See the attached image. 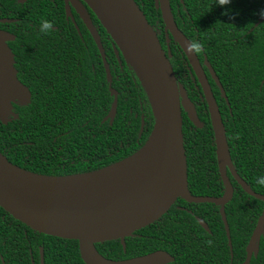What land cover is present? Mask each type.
Returning a JSON list of instances; mask_svg holds the SVG:
<instances>
[{
  "label": "trees",
  "instance_id": "1",
  "mask_svg": "<svg viewBox=\"0 0 264 264\" xmlns=\"http://www.w3.org/2000/svg\"><path fill=\"white\" fill-rule=\"evenodd\" d=\"M135 1L152 26L164 28L155 0ZM170 4L179 27L204 47L205 21L216 29L207 50L230 102L228 108L211 81L220 107L221 102L225 107L222 116L231 159L252 190L264 195V185L256 182L264 177V20L250 33L258 34L252 45L239 48L232 41L234 57L228 68L221 66L218 56L221 36L239 40L248 32L238 33L236 28L251 29L264 17V0H232L224 7L217 0H170ZM63 12L62 0L51 4L47 0H0V19H12L1 22L0 28L15 34L9 45L15 53L18 78L32 94L29 104H14L7 124L0 120V151L20 168L49 177L95 172L128 158L148 141L156 120L139 75L120 52L117 56L111 47L114 41L92 13L103 36L112 87L118 92L117 115L113 123L106 119L114 96L99 49L83 25L79 35L74 25L65 21ZM189 14L198 27L194 36L188 30ZM43 20L56 29L41 33ZM171 47L170 61L178 84L203 124L202 128L195 126L183 111L189 189L195 196L221 197L226 187L218 169L208 106L185 54L175 41ZM142 121L145 127L141 132ZM232 183L234 197L225 209L232 249L221 206L188 203L182 198L155 223L126 238L125 250L120 240L95 246L101 255L115 261L165 251L173 258L168 264H242L264 213V201L248 195L233 178ZM197 218L205 221L209 231ZM41 249L44 264H86L78 241L35 232L0 207V264H41ZM250 264H264V234L259 254Z\"/></svg>",
  "mask_w": 264,
  "mask_h": 264
},
{
  "label": "water",
  "instance_id": "2",
  "mask_svg": "<svg viewBox=\"0 0 264 264\" xmlns=\"http://www.w3.org/2000/svg\"><path fill=\"white\" fill-rule=\"evenodd\" d=\"M23 1L20 0V2ZM82 1L113 39L117 56L120 52L132 64L152 103L156 120L151 135L159 125V160L154 182L141 197L128 206H119L110 211L105 208L92 209L85 204L64 199L49 185L39 180L41 178L65 177H49L29 172L10 162L0 151V207L35 232L78 241L81 247V256L86 264H168L173 261V258L165 251H156L140 257L115 261L101 255L95 245L120 240L125 250L126 238L155 223L180 198L194 204L212 203L221 206L222 221L225 225L229 246L232 249L225 209L234 197L235 188L228 171L248 195L262 201H264V195L252 190L233 165L225 124L211 84L198 56L195 53L187 52V46L191 41L179 29L172 13L170 0H155V6L161 12L168 37L171 34L183 50L202 88L214 132L219 173L226 187V192L221 197L195 196L189 189L183 111L187 113L188 118L195 126L202 128L203 124L193 102L188 98L184 89L179 86L172 63L164 51L157 33L137 2L135 0ZM65 2L68 15H72L70 2L80 14L104 61L107 80L111 94L114 96L111 110L106 119L109 118L113 123L118 109V92L112 87V74L101 38L83 3L80 0H65ZM1 22L9 23L12 20L0 19ZM14 40L13 34L0 29V120L4 124L8 123V116L13 114L14 104L26 105L31 102L32 98L29 88L18 78L15 55L8 45L9 41ZM206 64L225 95L224 88L214 69L208 62ZM144 127L145 124L142 121L141 132ZM145 145L133 155L140 152ZM198 221L203 228L209 231L205 221L201 218H198ZM263 234L264 213L252 233L246 248V260L242 264H250L252 258L258 256ZM3 264L5 263L3 262ZM41 264H44L43 249H41Z\"/></svg>",
  "mask_w": 264,
  "mask_h": 264
},
{
  "label": "bare ground",
  "instance_id": "3",
  "mask_svg": "<svg viewBox=\"0 0 264 264\" xmlns=\"http://www.w3.org/2000/svg\"><path fill=\"white\" fill-rule=\"evenodd\" d=\"M159 160V125L148 143L127 160L98 172L65 177L41 178L57 194L92 209L113 210L128 206L153 184Z\"/></svg>",
  "mask_w": 264,
  "mask_h": 264
},
{
  "label": "flooded vegetation",
  "instance_id": "4",
  "mask_svg": "<svg viewBox=\"0 0 264 264\" xmlns=\"http://www.w3.org/2000/svg\"><path fill=\"white\" fill-rule=\"evenodd\" d=\"M26 0H24L23 2H25ZM50 4L51 3H55L56 2V0H47ZM63 1V9H64V17H65V21L68 23V22H71L73 25H74V27H75V29L78 31V34L79 35H82V27H81V25H83V27L85 28V30L90 34V36H91V38L94 40V38H93V36H92V34H91V32L89 31V29H88V27L86 26V24L84 23V21H83V19L81 18V16H80V14L77 12V10H76V8L73 6V4H72V2H70V6H71V13H72V15H68V13H67V8H66V2H65V0H62ZM82 3H83V5L85 6V8H86V10H87V12H88V14H89V17L91 18V21L93 22V24H94V26H95V28H96V30H97V32H98V34H99V36H100V38H101V42H102V39H103V36L102 35H100V32H99V30L97 29V27H96V25H95V20H94V18L92 17V11L88 8V6L82 1V0H80ZM172 13H173V11H172ZM62 14V13H61ZM173 16H174V19H175V21H176V23H177V18L175 17V15H174V13H173ZM62 17V16H61ZM189 19H190V28L188 29L189 30V33L192 35V36H194V34L198 31V27L195 25V22H194V20H193V18H192V15L191 14H189ZM2 20H12V19H8V18H2ZM163 20V19H162ZM263 20H264V17L262 18V19H259L258 20V22H256L255 23V25H254V27L253 28H251V29H247V27L246 26H244V27H241V28H236V31L238 32V33H241V32H248L247 33V35L246 36H244L243 38H241V39H237V38H234V39H226L224 36H221L220 37V43H219V47H218V51H219V53H218V56H219V59H220V64H221V66L223 67V68H228L229 67V64H231V62H232V60H233V57H234V52H233V42L232 41H234V42H236L238 45H239V48H241L242 47V45H245V44H248V43H251V45L254 43V41L255 40H257L258 39V34H257V32H254V34H253V36H251L250 35V33L252 32V31H254V28L259 24V23H262L263 22ZM13 21H15L14 19H13ZM164 22V21H163ZM7 23V22H6ZM81 24V25H80ZM165 25V24H164ZM177 25H178V23H177ZM152 26V25H151ZM153 27V29L155 30V32L157 33V36H158V38H159V40H160V43H161V45H162V47H163V49H164V51L166 52V54H167V56L169 57V59H170V57H172V47H171V45H172V41H175L174 40V38L172 37V35L171 34H169V37H168V32H167V30H166V26H164V28H162V27H160V26H158V27H154V26H152ZM178 27H179V25H178ZM54 29H56V26H54L53 27ZM1 30H4V31H6V32H8V33H10V34H13L12 32H10V31H8V30H5V29H2V28H0ZM179 29L184 33V31L179 27ZM223 28L222 27H220V30H222ZM85 30L83 29V31L85 32ZM203 30H204V32H205V34H206V40H207V42H206V46L204 47V50H203V52L201 53V56H202V58H201V56L200 55H197L198 56V58H199V60H200V62H201V64H202V66H203V69H204V72H205V74H206V76H207V78H208V80H209V82H210V84H211V81H213L216 85H217V83H216V81H215V79L213 78V76H212V74H211V71H210V69L208 68V66H207V62L212 66V63H211V61L209 60V58H210V55L212 54V53H210V50H207V48L212 44V41H213V39H212V35L216 32V29H215V27H214V25H213V23L212 22H210V21H205V25L203 26ZM234 31H235V28H234ZM31 31L29 30V33H30ZM185 34V33H184ZM14 36H15V34H13ZM186 35V34H185ZM187 36V35H186ZM60 37H61V39H63V36L62 35H60ZM82 37V36H81ZM111 37V36H110ZM187 38L190 40V41H193L191 38H190V36L188 35L187 36ZM113 40V39H112ZM111 40V41H112ZM10 42H12V41H9L8 42V45H9V43ZM94 42H95V40H94ZM175 43H177L176 41H175ZM95 44H96V42H95ZM178 44V43H177ZM97 45V44H96ZM10 46V45H9ZM111 47L113 48V49H115V44L113 43V42H111ZM180 47V46H179ZM11 48V47H10ZM12 50V49H11ZM105 50V49H104ZM180 50L183 52V50L180 48ZM13 52V51H12ZM183 54H184V52H183ZM210 54V55H209ZM14 55H15V53H14ZM101 55V54H100ZM105 55H106V53H105ZM231 57H232V59H231ZM101 58H102V56H101ZM107 59V58H106ZM102 61H103V59H102ZM103 64H104V61H103ZM104 67H105V65H104ZM190 67H191V65H190ZM92 68H93V70H94V65L92 66ZM212 68H213V66H212ZM214 69V68H213ZM106 70V69H105ZM239 70H242V68L241 69H239ZM191 71H192V74L196 77V75H195V73H194V71H193V69H192V67H191ZM214 71H215V69H214ZM215 73H216V71H215ZM216 75L218 76V74L216 73ZM107 77V76H106ZM218 78H219V76H218ZM219 80H220V78H219ZM220 82H221V80H220ZM221 84H222V82H221ZM218 86V85H217ZM222 86H223V84H222ZM109 87H110V85H109ZM211 87H212V90H213V93H214V96H215V92H214V89H213V86H212V84H211ZM218 88H219V90H220V95L222 96V98L224 99V101H225V105L229 108L230 107V102H229V99H228V96H227V94H226V91H225V88H224V86H223V88H224V91H225V95H226V97H225V95L222 93V91H221V89H220V87L218 86ZM110 92H111V90H110ZM112 95V94H111ZM215 98H216V96H215ZM216 100H217V98H216ZM217 103H218V106H219V109H220V112H221V115H222V112L224 113L225 112V107L223 106V104H222V102H221V107H220V104H219V101H217ZM222 118H223V116H222ZM228 145H229V143H228ZM229 149H230V147H229ZM219 169V168H218ZM228 175H229V177H230V180H231V182H232V178H233V176L231 175V173L228 171ZM222 179V178H221ZM234 179V178H233ZM235 180V179H234ZM223 181V180H222ZM236 181V180H235ZM233 184V183H232ZM234 186V185H233ZM235 188V187H234ZM177 202V201H176ZM197 220H198V218H197ZM199 222V221H198ZM205 229V228H204ZM207 231V230H206Z\"/></svg>",
  "mask_w": 264,
  "mask_h": 264
},
{
  "label": "clouds",
  "instance_id": "5",
  "mask_svg": "<svg viewBox=\"0 0 264 264\" xmlns=\"http://www.w3.org/2000/svg\"><path fill=\"white\" fill-rule=\"evenodd\" d=\"M231 2H232V0H217V3L221 7L228 6L231 4ZM225 14H227V13H225ZM262 14H264V13H262ZM53 27L54 26L51 22H49L47 20H43L41 23L40 31L43 34H48L51 31H53ZM203 50H204V45L199 41L193 40L187 46V52L188 53H195L196 55H199L203 52ZM256 182L260 185H264V177H258ZM208 244H209V246H211L213 244V241L209 240Z\"/></svg>",
  "mask_w": 264,
  "mask_h": 264
}]
</instances>
